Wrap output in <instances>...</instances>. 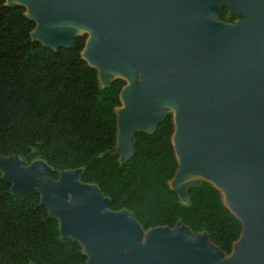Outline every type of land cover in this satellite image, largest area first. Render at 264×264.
Masks as SVG:
<instances>
[{
	"label": "water",
	"instance_id": "obj_1",
	"mask_svg": "<svg viewBox=\"0 0 264 264\" xmlns=\"http://www.w3.org/2000/svg\"><path fill=\"white\" fill-rule=\"evenodd\" d=\"M246 20L218 27V10ZM37 24L33 42L59 50L88 36L82 58L103 88L128 82L116 110L110 156L135 155L134 134H153L175 112L178 170L169 183L181 202L202 177L226 196L242 233L224 254L207 233L179 222L144 231L133 214L110 209L75 171L54 180L0 155L17 194L37 188L63 238L84 248L87 264H264V0H6ZM141 74V82L136 75ZM71 198V200H70ZM146 232L145 246L140 245ZM129 249L131 257L125 255Z\"/></svg>",
	"mask_w": 264,
	"mask_h": 264
},
{
	"label": "trees",
	"instance_id": "obj_2",
	"mask_svg": "<svg viewBox=\"0 0 264 264\" xmlns=\"http://www.w3.org/2000/svg\"><path fill=\"white\" fill-rule=\"evenodd\" d=\"M219 19L234 24L238 17L225 9ZM36 27L25 8L0 0V155L41 158L54 180L81 171L82 183L96 186L112 211L133 214L144 231L182 222L230 255L242 226L220 192L202 183L187 191L184 205L169 186L178 170L173 116L153 134L135 133L129 160L108 155L117 145L116 110L126 83L101 86L82 58L88 36L55 51L33 42ZM12 187L0 168V264H87L83 246L63 238L40 192L15 194Z\"/></svg>",
	"mask_w": 264,
	"mask_h": 264
},
{
	"label": "rangeland",
	"instance_id": "obj_3",
	"mask_svg": "<svg viewBox=\"0 0 264 264\" xmlns=\"http://www.w3.org/2000/svg\"><path fill=\"white\" fill-rule=\"evenodd\" d=\"M211 6L214 7V8H216V9L218 10V14L220 13V11H221V9H222L223 7H224V8H227V10H229L228 7H225V6H222V5L211 4ZM27 12H28V10L26 9V13H27ZM238 18H242V20H241V21H238V22H236V23H234V24L222 23L221 21H218V27H222L223 25H227V26H228L229 28H231V29L240 28L242 25H244L246 18H245V16H244V14H242V15H241L240 17H238ZM97 72H98V71H97ZM136 80H137V82H139V83L141 82V74H140V73L136 75ZM126 85L128 86L129 83L126 82ZM101 86H103V85L101 84ZM121 107L123 108V105H122ZM167 115H171V116H173V118H174V117H175V112H168V113H166V116H167ZM112 156H113V155H112ZM117 157H119V159H120L121 162H125V161L128 160V159L124 158L122 155H118ZM6 158H7V159H10V160H13V161H15V162L17 161V163L19 164V166H21V167H23V168H32V167H34V166L45 167V168L48 170V172H49L50 174H52V169H51V168L46 164V162L43 161L41 158L33 159L31 162L26 161L25 158H22V157H20V156H14V155L6 156ZM63 173H64V172L60 173L59 178H60V176H61ZM73 173L76 175V177L78 178L79 182L82 183V182H81V179H80L81 171H75V172H73ZM4 176H5V177H8V173L4 172ZM202 183H206V180H205L204 178H202V177L198 178V184L200 185V184H202ZM89 186L93 187L94 185H89ZM34 189H37V188H34ZM37 190H38V189H37ZM220 194H221V196H222L223 203L226 204V203H227L226 196L223 194L222 191H220ZM70 200H71V198H70ZM182 204H184V205H188V204H189V197H188V194H187V199H186L185 201H183ZM119 213H127V212L122 211V212H119ZM198 234H199V233H195V235H198ZM141 238H142V239H141V241H140V245L144 247V246H145V242H146V232H143V233H142V237H141ZM124 253H125L126 256L131 257V253H130L129 249H125ZM226 257H228V255H227Z\"/></svg>",
	"mask_w": 264,
	"mask_h": 264
},
{
	"label": "flooded vegetation",
	"instance_id": "obj_4",
	"mask_svg": "<svg viewBox=\"0 0 264 264\" xmlns=\"http://www.w3.org/2000/svg\"><path fill=\"white\" fill-rule=\"evenodd\" d=\"M225 9H227V8H222L221 9V11H220V13L218 14V16L220 17V15L222 14V12L225 10ZM220 20V19H219ZM242 20V18H238V20L236 21V22H238V21H241Z\"/></svg>",
	"mask_w": 264,
	"mask_h": 264
},
{
	"label": "bare ground",
	"instance_id": "obj_5",
	"mask_svg": "<svg viewBox=\"0 0 264 264\" xmlns=\"http://www.w3.org/2000/svg\"><path fill=\"white\" fill-rule=\"evenodd\" d=\"M17 162V161H16Z\"/></svg>",
	"mask_w": 264,
	"mask_h": 264
}]
</instances>
